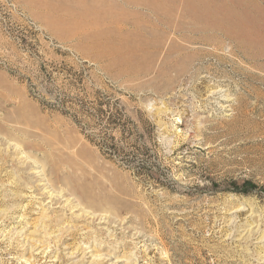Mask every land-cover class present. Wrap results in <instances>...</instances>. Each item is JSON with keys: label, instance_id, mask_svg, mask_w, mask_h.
I'll list each match as a JSON object with an SVG mask.
<instances>
[{"label": "rangeland", "instance_id": "obj_1", "mask_svg": "<svg viewBox=\"0 0 264 264\" xmlns=\"http://www.w3.org/2000/svg\"><path fill=\"white\" fill-rule=\"evenodd\" d=\"M139 1L0 0V264H264V59L182 74Z\"/></svg>", "mask_w": 264, "mask_h": 264}, {"label": "bare ground", "instance_id": "obj_2", "mask_svg": "<svg viewBox=\"0 0 264 264\" xmlns=\"http://www.w3.org/2000/svg\"><path fill=\"white\" fill-rule=\"evenodd\" d=\"M233 3L216 4L209 0L160 1V12L157 11L160 13V61L164 64L172 59L180 62L181 68L176 64L171 65L183 74L186 71L183 67L188 63L202 61V54L199 52L206 51L205 55L220 57L227 41L230 42L231 48L244 49L246 56L252 60L264 59V47L260 48V44L264 46V39L250 35L248 25ZM258 24L259 21H256L253 25L257 27Z\"/></svg>", "mask_w": 264, "mask_h": 264}]
</instances>
